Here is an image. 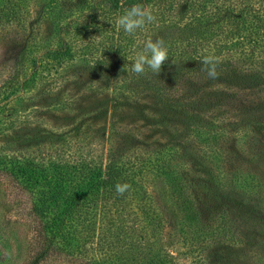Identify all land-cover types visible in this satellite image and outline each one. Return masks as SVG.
Listing matches in <instances>:
<instances>
[{
  "label": "trees",
  "instance_id": "1",
  "mask_svg": "<svg viewBox=\"0 0 264 264\" xmlns=\"http://www.w3.org/2000/svg\"><path fill=\"white\" fill-rule=\"evenodd\" d=\"M149 38L169 58L137 75ZM0 173L39 219L25 264H264V0H0Z\"/></svg>",
  "mask_w": 264,
  "mask_h": 264
},
{
  "label": "rangeland",
  "instance_id": "2",
  "mask_svg": "<svg viewBox=\"0 0 264 264\" xmlns=\"http://www.w3.org/2000/svg\"><path fill=\"white\" fill-rule=\"evenodd\" d=\"M87 109L110 105L108 97H97L83 104ZM154 190L167 199L168 190L156 181ZM32 196L6 174L0 173V264H25L41 250L39 219L33 212ZM81 256L68 252L50 253L39 264H85ZM231 264H255L234 260Z\"/></svg>",
  "mask_w": 264,
  "mask_h": 264
},
{
  "label": "clouds",
  "instance_id": "3",
  "mask_svg": "<svg viewBox=\"0 0 264 264\" xmlns=\"http://www.w3.org/2000/svg\"><path fill=\"white\" fill-rule=\"evenodd\" d=\"M156 21V16L150 6L136 4L126 9L124 14L116 18L115 24L126 34L132 35L142 29L146 24ZM93 38V37H92ZM168 48L163 39L152 40L149 38L143 45V49L136 53L131 71L137 75L144 74L150 70L153 74L159 75L163 64L168 60ZM201 70L207 73L209 79H218V60L214 56H205L201 61ZM94 67V66H93ZM124 70L128 71L127 64ZM128 183H117L116 192L123 195L130 189Z\"/></svg>",
  "mask_w": 264,
  "mask_h": 264
}]
</instances>
